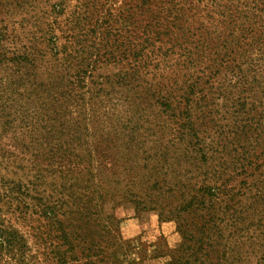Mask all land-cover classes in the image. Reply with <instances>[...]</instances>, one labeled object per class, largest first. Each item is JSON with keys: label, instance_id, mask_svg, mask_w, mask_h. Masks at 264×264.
<instances>
[{"label": "trees", "instance_id": "trees-1", "mask_svg": "<svg viewBox=\"0 0 264 264\" xmlns=\"http://www.w3.org/2000/svg\"><path fill=\"white\" fill-rule=\"evenodd\" d=\"M131 15L117 35L73 37L65 79L34 86L39 100L4 117L33 174L8 183L18 205L0 207V264L37 258L18 225L46 264L133 262L105 210L117 198L176 222L180 246L157 253L171 264H264V0H141ZM113 61L115 73L94 74ZM108 143L125 172L148 170L140 192L112 186Z\"/></svg>", "mask_w": 264, "mask_h": 264}, {"label": "rangeland", "instance_id": "rangeland-1", "mask_svg": "<svg viewBox=\"0 0 264 264\" xmlns=\"http://www.w3.org/2000/svg\"><path fill=\"white\" fill-rule=\"evenodd\" d=\"M140 3L141 0H0V207L4 213L8 211V216L18 205L17 199L6 201L8 183L27 181L33 172L31 154L20 143L18 123L4 129V117L18 116V113H24L25 101L39 100L34 86L65 79L58 72L62 73L64 49L73 37L88 36L98 42L99 32L107 28L114 35L117 27L127 24L131 12ZM119 67L114 61L101 63L94 74L110 75ZM55 74L56 78L53 77ZM126 94L124 89L123 97L117 93L113 100L119 110L125 109L126 103L120 107L117 98L126 99ZM45 97L47 95L40 98ZM114 144L118 143H108V147L113 148V155L108 156L105 163H116L113 172H119L121 177L112 186L126 194L140 192L148 170L143 172L141 166L134 167L130 163L133 171L125 172V167L129 166L121 165L122 150ZM117 199V203H107L105 210L118 219L117 231L131 243L128 261L133 262L124 264H171L168 256L158 257L157 253L180 246L182 238L176 222L161 221L156 210L138 211L128 198L122 202V198ZM17 216L16 211L12 221L21 222ZM36 219V215L28 216V221L36 222ZM18 228L33 247L31 254L37 255L32 264L52 263L48 251L43 257L34 250L36 238L31 236L34 231L21 225Z\"/></svg>", "mask_w": 264, "mask_h": 264}]
</instances>
